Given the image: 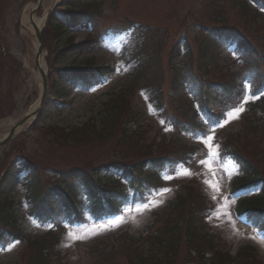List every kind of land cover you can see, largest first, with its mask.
<instances>
[{"label":"rangeland","instance_id":"obj_1","mask_svg":"<svg viewBox=\"0 0 264 264\" xmlns=\"http://www.w3.org/2000/svg\"><path fill=\"white\" fill-rule=\"evenodd\" d=\"M212 1L99 0L101 5L100 17L96 22L88 14H86L88 15L86 18H78V15L73 13L69 14V17L77 16V18L71 19L73 22L83 24L82 22L86 20L88 22L93 21L94 23L91 25L94 27L81 26L68 29L62 33L47 27L43 39L49 53L48 63L51 71L48 76V92L51 95L48 94L46 100L49 102L46 103V107L35 123L16 136L5 147L0 148V181L3 182V187L6 178L10 176V172L6 168L9 165L19 167L22 162L29 164L32 162L38 168L39 166L44 167L41 176L37 174L34 182L30 181L27 187L29 189L35 184L39 191L44 189L47 184L44 179L51 177L54 174V169L67 171L77 167L92 168L111 161L129 163L139 160L137 153L142 158L162 155L171 149L168 146L170 137L178 130L174 131L162 117V113L154 108L151 103V100L155 99L154 96L151 92L149 94L142 90L144 85L136 83L133 76L134 71L139 70V63L134 55L137 53L140 43L145 51L141 66L146 65L151 57L157 58L160 62L164 77L161 82L164 105L169 116L175 119L180 117L177 109L180 104H172L170 100L177 99V92L173 85L176 74L179 77L185 76V68H190L194 76L201 78L203 75L198 71L200 62H197V56L202 55L199 53V33L200 25L204 23L200 20L207 24H212L215 20L217 23L227 22L231 28L239 31L242 35L244 34L247 45L253 49L252 52L254 53V59L250 61L242 52L235 49L234 43L221 42L216 44L212 47L216 56L212 63L217 68L213 70L214 72L210 71L207 80L223 82L225 77L231 80L230 76L237 71L239 72L242 66L243 71L241 73H244V76L250 77V73L264 76V0H241L240 4L232 7V9H221L224 11L222 14L207 8L208 3ZM32 2L33 0H0V63H2V59L4 62L7 60L6 70L0 75V136L8 129L7 123L12 119L23 117L39 97V87L34 81L32 73L36 40L33 36L24 34L21 27V20ZM83 2L86 0L57 1L53 12L55 15L54 24L61 23L63 15L70 10L69 5ZM94 2L91 3L94 4ZM243 3L246 4L245 9L241 5ZM54 5L53 0H46L43 11L38 12L36 17L39 18L43 12ZM80 8L76 7L75 10ZM128 24H133V26L131 25L133 28L142 26L150 29L151 42L146 38V29L142 30L144 36L141 32L139 34L134 33V29L121 32L123 28H128ZM92 34L99 36V39L90 49L82 52H70V50L64 52L65 48L73 44L81 47ZM182 38L188 40L195 55L194 60L191 64H185L186 57L182 51L175 62L176 72H173L170 69V51ZM153 41H157V43L155 44ZM146 43H148L147 47ZM89 66L100 69L111 66L114 72L104 84L95 87L94 91L92 89L89 91L75 89L67 95L66 91L70 83L69 81L62 82L59 79L58 68H63L61 72H70ZM93 74L80 78L76 83L81 86L89 84L97 77V73ZM181 80L182 78L179 79V82ZM237 81L241 85L240 90L243 92V99L232 110L223 111L225 118L220 123L222 126L211 128L210 132L204 136L197 135V130L190 132L182 130L183 140L189 145L198 146L197 153L193 155L194 159L187 166L179 165L173 174H169L166 170L160 171V178L165 184H169L163 189H169V191L162 192L161 189L147 196L157 206L151 207L150 210H145L143 213H138L135 210L137 204L126 205L120 215L125 222L120 223L118 227L109 223L113 218L96 222L93 215L87 210H84L82 214L87 218L88 223L82 226H69L67 221L62 222L66 234L63 235L58 250L61 252L63 264H96L95 253L91 251L93 248H87L93 241L113 237L121 232H127L131 237L139 238L146 234L151 226L154 230L158 226L156 225V216L169 209L172 203L179 199L178 192H183V186L193 181L199 182L202 192L213 206L207 221L201 223L203 227L209 225L207 228V231L211 232L209 234L219 237L220 242L224 241L228 244L226 249L232 255H235L241 247L254 246L258 250L260 258L264 260V247L260 244V242L264 244V231L253 228L245 216L237 214L238 200L258 193V188L240 191L236 195L232 194L233 181L237 177H242L240 167L229 155L223 154V160L220 159L221 142H226L227 139V137L223 138V135L221 136L222 139L217 137L220 131H229L228 133L232 135L237 133L246 135L247 131H244V128L251 130L252 127H255V125L249 124L243 126L244 118L247 117L245 115L251 114L249 110L258 106L255 103L257 98L250 93L251 86L255 84V81L238 78ZM54 83L60 87L59 98L56 94L59 90L53 89ZM179 86H181L180 83ZM148 89L151 90L150 87ZM120 95L125 96L130 104L128 114L126 115L124 109L120 119L112 118L109 121L113 105L121 104L118 102ZM219 106L221 104L217 101L216 96L212 95L209 107L216 110L222 108ZM193 107L197 109L199 103L195 102ZM237 108L242 109V111L238 113L237 118H230L228 114ZM191 110L193 109H188L189 114H191ZM257 113V117L263 119L260 110ZM249 117L254 121L253 116ZM130 119L132 120L128 130ZM256 120L258 121V119ZM205 123H207L206 118L202 116L200 124ZM85 126L88 127L87 129L94 130L95 128L96 131L98 130L97 132L101 133L103 132L102 129L106 128L108 135L101 140L92 138L89 144L78 146L74 144L78 140L81 141L80 137H71L67 143L58 145L53 142V136L50 135L52 133L51 128H67L68 132L70 128L81 129ZM72 132L74 131L72 130ZM92 133L93 131H91ZM206 136L209 137L207 142H205ZM132 140L137 145H133ZM240 142L241 144L236 145V147L242 148L241 157H245L256 164L259 168V176L264 178V134L257 133L254 137L249 134ZM177 144L179 145V143ZM138 146L139 148L136 150ZM238 149L240 150V148ZM92 171L104 183V186L107 185L108 189L113 187L111 191L124 189L132 196L133 188L127 181L121 180L116 170L94 169ZM26 174L27 172L24 171L19 175L24 184L28 181L25 178ZM69 181V184L66 185L73 194H81L79 183L72 179ZM27 194L26 187L18 184L9 190L5 198L0 199V208L12 202L13 211L16 210L15 213L17 212L19 218V227L12 226L13 234L11 236L18 233L19 228L26 236H40L52 227L50 224H41V221L30 216ZM77 197L81 198L80 195ZM4 214L10 223L16 222L14 214L10 216L6 212ZM7 226L9 225L7 224ZM92 233L98 234L92 235ZM82 236L88 238L80 239L79 237ZM9 238L10 236H7L4 241ZM23 241L24 243L16 241L0 245V264H31L34 251L41 248L43 244L26 238H23ZM112 245H114L113 241H107L101 246L110 247ZM181 255L183 260L188 258L185 251L181 252ZM130 261L131 256L121 251L115 253L113 263L128 264ZM238 262L242 264L241 260Z\"/></svg>","mask_w":264,"mask_h":264},{"label":"trees","instance_id":"obj_2","mask_svg":"<svg viewBox=\"0 0 264 264\" xmlns=\"http://www.w3.org/2000/svg\"><path fill=\"white\" fill-rule=\"evenodd\" d=\"M71 1V0H65ZM232 3L236 4V0H232ZM226 7V0H213L211 3H208L207 8L213 9L215 12H219L222 14L223 11L221 9H224ZM92 9V5L87 6V9L85 13H77V14H86L89 12V10ZM75 13L74 10H69V14ZM77 18V16H72L69 17V15L66 13L64 14L63 18V23L65 25H70L73 23L71 20L72 18ZM53 18V17H52ZM78 18H84V16L79 15ZM215 24L217 22H214ZM53 30L56 31H61L64 30V26H56L54 27ZM234 32L226 28V26H214L213 31H209L203 34H208L210 41L206 43L204 46V52L203 56L205 57V51L207 50L208 46L211 44L213 45L214 42L217 40H234L237 42L239 47L246 52L248 55V58L250 61L252 60L253 55L250 53L252 52V49H250L247 46V43L240 39L239 37L235 36L233 34ZM208 38V37H207ZM90 44L86 43L84 46H88ZM77 47V46H72L69 49H67L64 52H67L68 50H74V49H84L85 47ZM143 63L140 62V64ZM142 65V64H141ZM109 70L105 69L102 70V72L98 71H81V72H62L59 74V79L63 81H69L72 85L76 84V81L78 78L91 74L94 75L93 73H97V77L95 80H98L102 78L105 73H107ZM91 72V73H89ZM135 77V82L137 81L138 84L144 85L145 88L150 87L152 89V95L154 96L155 99H153L152 102H156L155 106L159 110H163V112H167L165 109V106L163 104V92L161 89V82L163 81V74L161 71L160 67V62L158 59H155V57H151L149 59V62H147L146 65H143L139 68L138 72L134 73ZM239 75V74H238ZM193 80L194 76L192 77ZM95 80L91 81L89 84L93 83ZM177 82V81H176ZM88 84V85H89ZM173 85L178 89V84L173 83ZM220 90H218V89ZM53 89L59 90L60 87L56 84H54ZM197 91L191 95V98L184 97V95H179L176 100H172L173 103L177 101L180 105L177 107L178 110H180V120L181 123H187L190 125H197V113L193 110H191V114H189L188 109L192 107L193 103V98L194 100L196 99L202 104L207 103V101L210 100L211 94H218L220 93V98L223 100H227L230 103H235L237 101V94H236V86L234 87L233 84H231L230 81H227L226 83L221 84H215V85H208V88L205 90L200 89L198 87L196 89ZM61 91L59 92L60 95ZM195 94V95H194ZM204 99H207L205 101ZM118 102H120V105L114 104L111 110L110 118L109 121H111L112 118L114 119H120L124 113V109L126 111V115L128 114V106L129 102L126 100L125 96L120 95ZM258 106H256V111L260 110L261 111V116L263 119L258 118V113L255 111L254 108L250 109V113L253 115L254 121L251 120L249 117L250 115H246L247 117L244 118L243 121V126L249 125H255V127H252L251 130L244 128V131H247L248 134L243 135L240 133L237 135L241 139H233V140H228L226 141L227 145H232L233 150L230 152L237 160L238 163L241 165L242 170L246 174H252L254 176L252 183L257 185V183H254V180L258 179V176L260 175L258 171V166L254 163L251 162V160L241 157V147H236L235 145L240 142V140H243L248 137L249 134H251L253 137L257 133V131L264 132V98H262L258 103ZM263 104V105H261ZM261 105V106H260ZM118 113V114H117ZM167 115V113L165 114ZM164 115V116H165ZM258 119V121L256 120ZM261 123V125H260ZM174 124V123H173ZM94 128V127H93ZM88 131V129H85ZM85 130H80L75 132L72 137H76L78 135L82 136V140H78V145H82L83 142L89 143L91 141L92 136L88 134V132H85ZM93 131L94 136L99 137L100 139H104V136L108 135V129L104 130L102 133L97 132L94 128L91 129ZM90 131V133H91ZM82 132V133H80ZM264 134V133H263ZM243 135V136H242ZM87 136V137H86ZM84 137V138H83ZM131 138V137H130ZM255 140H257V137H255ZM236 142V143H235ZM234 144V145H233ZM241 144V143H240ZM240 148V150L238 149ZM174 149H183V148H174ZM183 151H169L165 152L162 155H159L158 157L154 158H149L147 160L151 161L153 164V167H163L166 163L175 161L178 157H180L181 153ZM139 153L136 155L138 156ZM147 160H145L142 165L143 168L147 164ZM120 164H126V163H120ZM133 165V164H131ZM142 165H139V168H142ZM89 169H93L89 168ZM143 173V170L139 171L138 174ZM78 175H84L82 173L77 172ZM82 180L87 184L86 186L88 187L89 190V196L93 200V206L95 207V203L97 200L98 196V190L100 189L99 186L93 185L89 181L86 180V178H82ZM261 180L264 182V178H261ZM15 183V181L13 182ZM251 182L245 181L242 182L240 186L245 185V184H252ZM93 185V186H92ZM96 187V190L94 189ZM179 199L176 201L174 204V208L172 211L164 213L162 215H158L156 217V228L153 233H150L146 238L140 240V242H130L128 243L126 240L124 244H122L119 248L118 245H112L110 247L108 246H101L100 248H97L96 246V264H114V258H115V253H120L121 251L128 253L131 256V261L128 264H182V262L178 261L180 251L183 249V247L186 248L188 257L190 259V263L192 261H195L197 258L202 260L203 255L199 251V247L195 246L192 242L198 240L202 242V239L206 240V235L202 233L203 228L201 227L200 223V218L199 215L202 211V205L199 203H193V194L191 191H184L183 194H179ZM36 199H39L37 196L34 197ZM33 203H36V200H32ZM60 204L64 205L66 208L67 205L64 203L62 199H60ZM240 209L242 211H251V217L254 219L253 223L254 225H262L263 220H262V212L264 211V185H262L260 194L258 196H255L250 199H245L242 201ZM100 211H102V208H100ZM70 213L72 214L71 210ZM186 237L190 239H186ZM38 243L40 244L39 240ZM187 242L189 245H184V243ZM209 243L213 245V239L209 241ZM45 245V244H43ZM180 245L182 248L180 249ZM216 247H212V249L215 250ZM47 249H41L40 251H36L35 254L37 255L36 258L39 260H46L45 257V251ZM216 257L212 259L213 264H234L231 260V258H224L222 255L219 256L215 252ZM243 264H257V262L254 260L252 256L250 258L248 256L242 257ZM39 262V261H38ZM35 263V264H38ZM238 264V263H236Z\"/></svg>","mask_w":264,"mask_h":264},{"label":"bare ground","instance_id":"obj_3","mask_svg":"<svg viewBox=\"0 0 264 264\" xmlns=\"http://www.w3.org/2000/svg\"><path fill=\"white\" fill-rule=\"evenodd\" d=\"M59 1V0H58ZM36 4L30 5L27 7L26 12L21 20V26L23 28V33L27 35H34L36 28H41L44 24V18H31L30 12L34 10ZM35 49L37 45L35 44ZM47 71V66L43 57H40L38 68L32 70L33 79L40 87L41 83V74ZM39 107V102H36L29 110L30 113H36ZM18 119H12L7 123V127L10 128L16 124ZM1 139V137H0ZM261 246L264 247V244L260 242Z\"/></svg>","mask_w":264,"mask_h":264},{"label":"snow or ice","instance_id":"obj_4","mask_svg":"<svg viewBox=\"0 0 264 264\" xmlns=\"http://www.w3.org/2000/svg\"><path fill=\"white\" fill-rule=\"evenodd\" d=\"M92 90L94 91L95 88H93ZM240 111H242V109L237 108V109L234 110V112H231L228 115H229L230 118H237V115H238V113ZM216 126H222L220 124V121L219 120L216 121ZM207 139H209V137L206 136L205 142H207ZM165 178H171V177H165ZM161 191L162 192H167V191H169V189H162ZM154 206H157V205L154 204V203H152V201L150 199H148L147 197H145L143 200H141L135 206V210L138 213H143L145 210H150L151 207H154ZM123 222H125V221L119 215L115 216L111 221H109V223H111L113 226H116V227H118L120 225V223H123ZM105 230H108V229L105 228ZM95 234H98V233H92V235H95ZM79 238L80 239H86L88 237L82 236V237H79Z\"/></svg>","mask_w":264,"mask_h":264},{"label":"water","instance_id":"obj_5","mask_svg":"<svg viewBox=\"0 0 264 264\" xmlns=\"http://www.w3.org/2000/svg\"><path fill=\"white\" fill-rule=\"evenodd\" d=\"M42 2H43V0H38V2H37L38 3V6H40L42 4ZM36 37H37L38 42H39V52L37 54V62H36V66H38L39 57L42 54V52L45 50V47L43 45V42H42V39H41L40 31L39 30L36 31ZM46 79H47L46 76L43 75L42 76L43 94H42V97H41V106L43 104V100H44L45 95H46V92H47ZM39 112H40V109H39ZM30 118H31V116H29V115L28 116H25L13 129H11L10 132H9V134H8V136L6 137V139L2 143H0V146L2 144H4L5 142H7L9 139H11L15 135V133L17 132V130L20 127H22V126H24L25 124L28 123V121L30 120Z\"/></svg>","mask_w":264,"mask_h":264}]
</instances>
